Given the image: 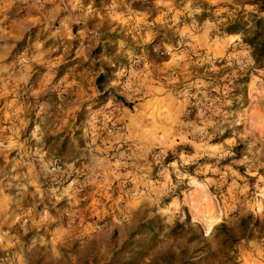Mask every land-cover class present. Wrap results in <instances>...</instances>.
I'll return each mask as SVG.
<instances>
[{"label":"crops","instance_id":"crops-1","mask_svg":"<svg viewBox=\"0 0 264 264\" xmlns=\"http://www.w3.org/2000/svg\"><path fill=\"white\" fill-rule=\"evenodd\" d=\"M233 1L0 0V264H102L158 214L169 189L153 185V146L198 154L210 114L188 112L192 88L208 93L246 52L221 30ZM54 155L63 172L48 171ZM202 179L168 196L166 223L213 217Z\"/></svg>","mask_w":264,"mask_h":264},{"label":"rangeland","instance_id":"rangeland-1","mask_svg":"<svg viewBox=\"0 0 264 264\" xmlns=\"http://www.w3.org/2000/svg\"><path fill=\"white\" fill-rule=\"evenodd\" d=\"M239 1L242 4L243 0L231 2V18L239 10L253 13L257 11L255 4L244 3L241 6ZM214 15L218 16L217 13ZM259 15H264V12ZM172 37L169 35L165 48L175 47ZM244 49L246 52L241 53V60L238 59L231 65L217 66L215 73L205 78L213 88L208 93L197 92L200 88L197 86L192 88L193 104L192 110L189 107L188 112L210 114L206 117L207 120L200 122L204 126L202 134L194 138L198 145L193 146V149L198 154L192 160L185 161L179 156L191 153L192 147L188 145L178 144L166 150L163 149L164 146H153V185L166 178L167 188L172 187V190H168L165 196L153 203V210H158V214L152 216L154 226L157 227L149 235L139 237L142 239L143 250L147 253V261L141 264H152L154 255L158 256L167 247H173L165 234L166 228L173 222L166 223L161 212L166 209L168 196H181L191 179L198 185L205 182L203 175L210 177L208 180L211 185L207 189L205 187L206 192L202 197L210 204L209 210L214 212L213 217L205 218L199 212L190 210L187 215L188 223L201 233L211 250L215 245L212 235L219 224L232 226L239 217L246 215L258 219L264 217V68L249 69L252 59L249 48L246 46ZM172 161L175 164L170 168ZM158 226H161V231ZM186 236L187 234L181 235L178 240L183 246L186 244ZM192 245L199 246V243L195 241L188 244V249ZM173 249L177 251L176 248ZM5 251L0 250V258L5 255ZM262 257L264 237L240 240L227 264H238L240 259L245 264H253ZM210 260L206 258L200 264H209Z\"/></svg>","mask_w":264,"mask_h":264},{"label":"trees","instance_id":"trees-1","mask_svg":"<svg viewBox=\"0 0 264 264\" xmlns=\"http://www.w3.org/2000/svg\"><path fill=\"white\" fill-rule=\"evenodd\" d=\"M255 4L256 12L239 10L234 17L227 19L222 25V32L239 34L241 42L249 48L252 59L251 68H264V0H243L242 4ZM24 40L17 45H23ZM248 69V70H249ZM245 72V74L248 72ZM99 74L95 81L102 80ZM170 191L171 188H168ZM183 210V208H182ZM153 218H147L138 222L125 236L120 244L114 247L103 264H141L146 260L147 253L142 247L143 235H149L157 226H154ZM159 231L162 230L161 226ZM186 232V233H185ZM156 233V232H155ZM166 237L170 238L172 246H169L151 259L152 264H200L204 259L210 258L209 264H227L232 259L235 245L240 240L264 237V217L258 219L251 215L241 216L232 226L223 223L215 227L212 240L214 249L211 250L206 239L188 223V215L185 210L180 218H176L166 228ZM186 244L178 242L181 235H186ZM141 237V238H139ZM198 241V245L188 244ZM199 252V253H198Z\"/></svg>","mask_w":264,"mask_h":264},{"label":"built area","instance_id":"built-area-1","mask_svg":"<svg viewBox=\"0 0 264 264\" xmlns=\"http://www.w3.org/2000/svg\"><path fill=\"white\" fill-rule=\"evenodd\" d=\"M63 170H64V163L62 159L57 155L52 156L49 161L48 171L50 173H60L63 172Z\"/></svg>","mask_w":264,"mask_h":264}]
</instances>
